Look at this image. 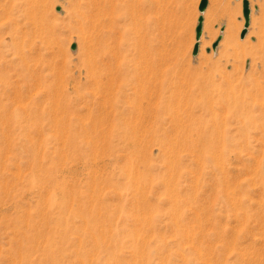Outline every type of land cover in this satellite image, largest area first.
Wrapping results in <instances>:
<instances>
[{"label":"rangeland","instance_id":"obj_1","mask_svg":"<svg viewBox=\"0 0 264 264\" xmlns=\"http://www.w3.org/2000/svg\"><path fill=\"white\" fill-rule=\"evenodd\" d=\"M200 1L0 0V264H264V2Z\"/></svg>","mask_w":264,"mask_h":264},{"label":"water","instance_id":"obj_2","mask_svg":"<svg viewBox=\"0 0 264 264\" xmlns=\"http://www.w3.org/2000/svg\"><path fill=\"white\" fill-rule=\"evenodd\" d=\"M207 5V0H201L198 6V11L200 13H202L204 11V9L206 8ZM249 15H250V8H249V2L248 0H242V16L244 18V25L243 28L240 32V38H244L246 31H247V27L249 24ZM202 21H203V17L199 16L197 19V25L195 27V43L193 46V50H192V55H196L197 51H198V46H199V39H200V35H201V30H202ZM223 30V28L221 29ZM220 40V37L217 38V40L215 42L212 43L211 48L215 49L216 45L218 44ZM71 48L74 49L75 45H71ZM208 51V49H207Z\"/></svg>","mask_w":264,"mask_h":264},{"label":"bare ground","instance_id":"obj_3","mask_svg":"<svg viewBox=\"0 0 264 264\" xmlns=\"http://www.w3.org/2000/svg\"><path fill=\"white\" fill-rule=\"evenodd\" d=\"M263 2H264V0H263ZM231 25H232V23L228 22L227 27H226V31H225V34H224V41H223L224 43L228 42L229 39H230L231 32H232L231 31L232 29L230 28ZM258 28H259V30L256 33L254 32V34L256 36L260 37L261 35H264V31H263V29L261 27V24H260V27H258Z\"/></svg>","mask_w":264,"mask_h":264}]
</instances>
